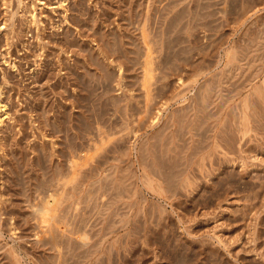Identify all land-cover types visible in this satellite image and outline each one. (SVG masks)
I'll return each instance as SVG.
<instances>
[{
  "label": "rangeland",
  "instance_id": "rangeland-1",
  "mask_svg": "<svg viewBox=\"0 0 264 264\" xmlns=\"http://www.w3.org/2000/svg\"><path fill=\"white\" fill-rule=\"evenodd\" d=\"M1 104L0 264H264V0H0Z\"/></svg>",
  "mask_w": 264,
  "mask_h": 264
},
{
  "label": "bare ground",
  "instance_id": "bare-ground-1",
  "mask_svg": "<svg viewBox=\"0 0 264 264\" xmlns=\"http://www.w3.org/2000/svg\"><path fill=\"white\" fill-rule=\"evenodd\" d=\"M150 48V47H149ZM151 49H153V48H151ZM149 51H150V49H149ZM152 51V50H151ZM151 51L150 52H147V55H146V77L147 78H151V77H153L154 75H153V73H154V69L155 68H153V66H152V64H153V57H154V55H152V53H151ZM154 52V51H153ZM149 76V77H148ZM145 77V78H146ZM146 81H147V79H145ZM148 82H150V81H148ZM146 83V82H145ZM148 84V83H147ZM149 85V84H148ZM151 86V85H150ZM149 87V86H148ZM5 109H6V106H5V104H1L0 105V110L1 111H4V112H6L5 111ZM3 119L1 118V116H0V121H2ZM82 160V159H81ZM76 164V163H75ZM79 164V163H78ZM74 165V164H73ZM53 197V196H52ZM55 201V199H47L46 201H44V203L40 206V207H38V209H39V212L42 214V220H44V221H47V220H49V215L51 214L50 213V210H51V207H52V203ZM55 215V214H54ZM51 216V215H50ZM51 218V217H50ZM50 223V222H49Z\"/></svg>",
  "mask_w": 264,
  "mask_h": 264
}]
</instances>
